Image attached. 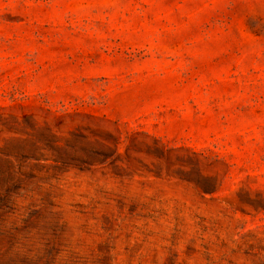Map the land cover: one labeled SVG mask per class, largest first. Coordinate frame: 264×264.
Listing matches in <instances>:
<instances>
[{"label": "rangeland", "instance_id": "1", "mask_svg": "<svg viewBox=\"0 0 264 264\" xmlns=\"http://www.w3.org/2000/svg\"><path fill=\"white\" fill-rule=\"evenodd\" d=\"M0 264H264V0H0Z\"/></svg>", "mask_w": 264, "mask_h": 264}]
</instances>
